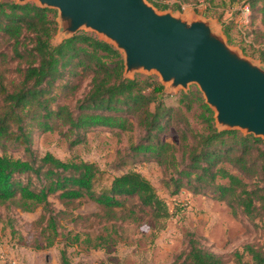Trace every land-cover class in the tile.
Wrapping results in <instances>:
<instances>
[{
  "label": "trees",
  "instance_id": "16d2710c",
  "mask_svg": "<svg viewBox=\"0 0 264 264\" xmlns=\"http://www.w3.org/2000/svg\"><path fill=\"white\" fill-rule=\"evenodd\" d=\"M150 1L159 9H180L178 4ZM244 5L252 10L253 18L258 15L264 29V0H246ZM56 31L54 10L33 2L0 0V205L11 204L21 212L41 207L47 212L42 228L48 232L46 246L60 235L51 196L63 206L91 201L106 221L135 222L139 213L147 214L153 234L161 232L175 211L139 171L127 170L114 176L109 186L97 188L103 171L96 163L62 160L50 152L40 156L31 147L33 131L59 130L73 136V145L82 142L81 133L86 130L131 132L136 122L142 134L130 143L129 151L162 167L163 185L170 195L185 189L224 201L233 214L239 210L249 220L257 219L259 224H254L264 236L261 138L237 130H217L213 111L197 89L180 91L177 105L166 104L157 78L124 77L121 53L94 33L79 31L53 45ZM224 33L230 40L228 28ZM259 58L264 62V49ZM85 77L88 88L73 107L60 101L72 97ZM195 108H199V130L186 115ZM173 124L178 144L160 137ZM10 144L21 147L25 157L8 154L4 148ZM111 233L110 229L81 240L79 233L71 236L68 231L65 238L102 248L112 239ZM60 253L62 263L70 264L64 250ZM171 264H264V244L246 243L225 260L190 237L187 250Z\"/></svg>",
  "mask_w": 264,
  "mask_h": 264
},
{
  "label": "rangeland",
  "instance_id": "374dc122",
  "mask_svg": "<svg viewBox=\"0 0 264 264\" xmlns=\"http://www.w3.org/2000/svg\"><path fill=\"white\" fill-rule=\"evenodd\" d=\"M147 1L153 4L150 0ZM27 2L35 3L33 0ZM161 2L178 4L180 9L157 8L158 11L171 10L173 13L211 19L230 46L238 48L243 55L264 65L259 58L261 50L264 49V29L256 18L258 15L253 18L251 9L247 14L242 10L246 0L234 2L161 0ZM52 10L55 11L56 21L58 11ZM225 28H228L230 40L224 33ZM86 31L100 38L95 32ZM57 40L58 35L55 34L51 42L55 43ZM128 76L139 78L153 76L160 82L155 72L137 71ZM160 84L166 95L165 103L177 105L178 94L184 89L181 87L169 89L161 82ZM87 88L88 78L85 77L72 97L61 98L60 101L73 107L76 99L81 97ZM193 89L200 92L195 83H190L186 92ZM200 95L203 98L201 92ZM198 112L199 108H195L194 111L186 113L191 126L196 130L201 127L196 118ZM134 124L133 131L123 133L109 129L86 130L81 133L82 142L73 145L70 144L73 136L62 135L59 130L43 133L33 131L31 147L40 156L50 152L62 160L77 159L96 163L103 171L97 188L109 186L114 176L127 170L139 171L175 211L174 216L167 221L166 227L161 232L153 234V222L147 214L139 213L135 222L106 221L100 217L99 207L91 201H80L63 206L51 196L49 200L53 213L58 212L57 230L60 235L55 238L52 245L46 246L45 237L48 232L42 228L47 212L41 207L32 212H21L11 204L0 205V264H63L61 250H64L70 264H171L178 255L187 250L190 237L195 238L202 247L229 260L231 253L241 249L246 243L259 246L264 244L262 230L254 224V222L258 223L257 219L249 220L239 210L233 214L226 202L215 200L208 195L193 194L185 189L176 195H170L163 185L162 167L152 159L131 155L130 143L136 142L142 134L136 127V122ZM62 130L64 131L65 128ZM160 137L178 144L176 126L171 125ZM4 150L14 157H25L23 149L15 144L6 145ZM118 214L120 215L119 212ZM113 224L115 227L111 228ZM110 229L112 239L102 248H92L83 241L77 243L65 238L68 231L71 232V236L79 233L83 240L85 235L94 237ZM245 260L251 262L248 256Z\"/></svg>",
  "mask_w": 264,
  "mask_h": 264
},
{
  "label": "water",
  "instance_id": "95a60500",
  "mask_svg": "<svg viewBox=\"0 0 264 264\" xmlns=\"http://www.w3.org/2000/svg\"><path fill=\"white\" fill-rule=\"evenodd\" d=\"M33 1L58 11L53 45L93 31L121 53L124 77L155 72L163 85L184 92L195 83L217 130L238 129L264 143V65L230 46L211 19L158 11L147 0Z\"/></svg>",
  "mask_w": 264,
  "mask_h": 264
},
{
  "label": "built area",
  "instance_id": "2783aa9c",
  "mask_svg": "<svg viewBox=\"0 0 264 264\" xmlns=\"http://www.w3.org/2000/svg\"><path fill=\"white\" fill-rule=\"evenodd\" d=\"M242 10L244 11L245 14L249 13L248 5H244Z\"/></svg>",
  "mask_w": 264,
  "mask_h": 264
}]
</instances>
